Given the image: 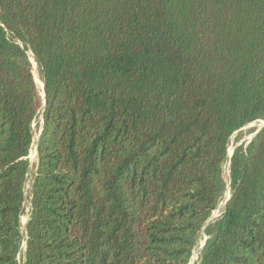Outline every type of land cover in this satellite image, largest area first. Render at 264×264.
Returning a JSON list of instances; mask_svg holds the SVG:
<instances>
[{
    "label": "trees",
    "instance_id": "trees-1",
    "mask_svg": "<svg viewBox=\"0 0 264 264\" xmlns=\"http://www.w3.org/2000/svg\"><path fill=\"white\" fill-rule=\"evenodd\" d=\"M187 264L230 136L264 118V0H0V264ZM197 264H264V125Z\"/></svg>",
    "mask_w": 264,
    "mask_h": 264
},
{
    "label": "rangeland",
    "instance_id": "rangeland-1",
    "mask_svg": "<svg viewBox=\"0 0 264 264\" xmlns=\"http://www.w3.org/2000/svg\"><path fill=\"white\" fill-rule=\"evenodd\" d=\"M31 55L30 51H26V56ZM37 74L39 79L40 78V74L38 72V67H37ZM37 96H36V102H37V114L32 122V132H33V139H32V144L35 143L36 146V142L38 139V135L42 126V120H41V111L43 108V99L41 98L40 94L36 91ZM264 122V118H257L251 122H249L248 124L244 125L243 127H241L240 129H238L237 131H235L229 138L228 141V146H227V160H225V162L223 163L222 166V173H221V178H222V182H223V189L221 191V197H220V201L217 205V207L213 210V212L211 213L210 217L208 218V220L206 221V223L204 224V226L201 228V230L199 231L198 235H197V240L195 243V246L191 252V256L189 258V261L187 264H197L198 263V258L200 255V252L207 240V238L209 237L206 228L207 227H212L214 221L216 220V218L220 215L221 211L224 208V200L226 198V196L228 195L229 192V184H228V159H229V155L231 154V152L234 150V148L240 144H246L248 142V140L250 139V137L253 135V133L259 129L262 124ZM35 141V142H34ZM34 147V146H33ZM32 147L30 146V149ZM35 148V147H34ZM33 149V148H32ZM29 155V153H28ZM27 160L29 163V167H28V172L24 181V201L22 204V209H21V215H20V245H19V253H18V260L20 262V264H23V260H24V241H25V223L28 217V211H29V192H30V186H31V182H32V178L34 175V171H35V166H36V157L34 159V157L32 156H27ZM24 221V223L22 224L21 222Z\"/></svg>",
    "mask_w": 264,
    "mask_h": 264
},
{
    "label": "bare ground",
    "instance_id": "bare-ground-1",
    "mask_svg": "<svg viewBox=\"0 0 264 264\" xmlns=\"http://www.w3.org/2000/svg\"><path fill=\"white\" fill-rule=\"evenodd\" d=\"M28 60L31 62L32 74H33L34 81H35V85H36V91L40 94L41 98L43 99V95H42V81L39 79L38 74H37V64L35 63L32 55L29 56V59ZM33 146L35 147V143L34 144H31V147L33 149L31 148L29 150V155L28 156H32L35 159V157H36V150H35V148ZM24 221L25 220H23L21 223L23 224Z\"/></svg>",
    "mask_w": 264,
    "mask_h": 264
},
{
    "label": "water",
    "instance_id": "water-1",
    "mask_svg": "<svg viewBox=\"0 0 264 264\" xmlns=\"http://www.w3.org/2000/svg\"><path fill=\"white\" fill-rule=\"evenodd\" d=\"M31 63V62H30ZM42 95H43V108H44V103H45V101H44V93H43V84H42ZM43 108H42V111H41V120H42V112H43ZM264 125V122H263V124H262V126ZM261 126V127H262ZM260 127V128H261ZM42 128V127H41ZM259 128V129H260ZM259 129H257L254 133H253V135L250 137V139L259 131ZM40 131H41V129H40ZM40 133V132H39ZM249 139V140H250ZM249 140H248V142H249ZM247 142V143H248ZM36 146H37V142H36ZM36 146H35V150H36ZM36 154H37V152H36ZM231 155H232V152H231V154L229 155V158L231 157ZM229 196H230V192H228V195L226 196V198H225V200H224V204L223 205H225L226 204V202H227V200H228V198H229ZM25 245H26V240L24 241V250H25Z\"/></svg>",
    "mask_w": 264,
    "mask_h": 264
}]
</instances>
